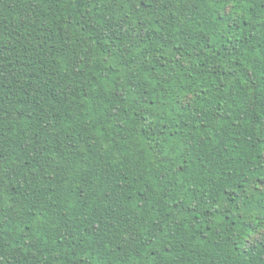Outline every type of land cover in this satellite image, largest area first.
<instances>
[{
  "label": "trees",
  "instance_id": "16d2710c",
  "mask_svg": "<svg viewBox=\"0 0 264 264\" xmlns=\"http://www.w3.org/2000/svg\"><path fill=\"white\" fill-rule=\"evenodd\" d=\"M264 0H0V264H264Z\"/></svg>",
  "mask_w": 264,
  "mask_h": 264
},
{
  "label": "snow or ice",
  "instance_id": "6c2138e0",
  "mask_svg": "<svg viewBox=\"0 0 264 264\" xmlns=\"http://www.w3.org/2000/svg\"><path fill=\"white\" fill-rule=\"evenodd\" d=\"M262 239H264V237H262Z\"/></svg>",
  "mask_w": 264,
  "mask_h": 264
}]
</instances>
